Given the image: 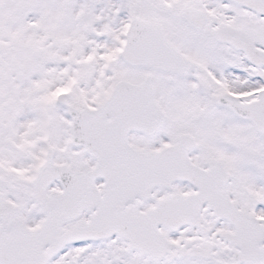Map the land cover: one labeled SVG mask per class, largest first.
<instances>
[{
    "label": "snow or ice",
    "instance_id": "6c2138e0",
    "mask_svg": "<svg viewBox=\"0 0 264 264\" xmlns=\"http://www.w3.org/2000/svg\"><path fill=\"white\" fill-rule=\"evenodd\" d=\"M0 264H264V0H0Z\"/></svg>",
    "mask_w": 264,
    "mask_h": 264
}]
</instances>
